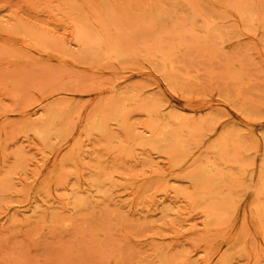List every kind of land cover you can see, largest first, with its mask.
<instances>
[{"label":"rangeland","instance_id":"1","mask_svg":"<svg viewBox=\"0 0 264 264\" xmlns=\"http://www.w3.org/2000/svg\"><path fill=\"white\" fill-rule=\"evenodd\" d=\"M263 205L264 0H0V264H264Z\"/></svg>","mask_w":264,"mask_h":264},{"label":"bare ground","instance_id":"2","mask_svg":"<svg viewBox=\"0 0 264 264\" xmlns=\"http://www.w3.org/2000/svg\"><path fill=\"white\" fill-rule=\"evenodd\" d=\"M213 1H219V0H213ZM63 2H64V0H63ZM226 4H228V3H226ZM164 8H165V7H164ZM122 9H123V8H122ZM155 9H156V8H155ZM230 9L232 10V8H230ZM93 10H94V9H93ZM167 10H169V9H167ZM154 12H155V11H154ZM166 12H167V11H166ZM112 13H113V11H112ZM241 13H242V12H241ZM83 14H84V13H83ZM114 14H115V13H114ZM140 15H141V14H140ZM169 15H170V14H169ZM147 16H148V15H147ZM163 16H164V15H163ZM243 16H244V15H243ZM243 16H242V17H243ZM114 17H115V15H114ZM142 17H143V16H142ZM74 18H75V17H74ZM161 18H162V17H161ZM114 19L117 20V19H118L117 16H116V18H114ZM215 19H216V18H215ZM244 19H245V18H244ZM244 19H243V20H244ZM130 20H131V19H130ZM164 20H165V19H164ZM151 21H152V19H151ZM169 21H170V20H169ZM245 21H246V20H245ZM121 22H122V20H121ZM115 23H116V21H115ZM123 23H124V22H123ZM128 23H130V22H128ZM132 23H133V22H132ZM143 23L145 24V22H143ZM173 23H174V22H173ZM92 24H93V23H92ZM122 25H123V24H122ZM150 25H151V24H150ZM10 26H11V25H10ZM95 26H96V25H95ZM124 26H125V25H124ZM143 26L146 27V24L143 25ZM147 27H148V26H147ZM3 28H4V27H3ZM3 28H2V29H3ZM6 28H7V27H6ZM9 28H11V27H9ZM141 28H142V27H141ZM214 28H215V27H214ZM81 29H82V28H81ZM122 29H123V28H122ZM138 29H139V28H138ZM144 29H145V28H144ZM10 30H12V29H10ZM134 30H135V28H134ZM182 30H183V29H182ZM214 30H216V29H214ZM2 31H3V30H2ZM17 31H19V29H18ZM84 31H85V30H84ZM123 31H124V30H123ZM143 31H144V30H143ZM146 31H147V30H146ZM149 31H150V30H149ZM5 32H6V31H5ZM5 32H4V34H6ZM11 32H12V31H11ZM136 32H137V31H136ZM153 32H154V31H153ZM191 32H192V34H193V31H191ZM12 33H13V32H12ZM14 33H15V32H14ZM81 33H82V32H81ZM93 33H95V32H93ZM124 33H126V32H124ZM167 33L169 34V32H167ZM171 33H172V32H171ZM183 33H184V32H183ZM215 33L217 34V32H215ZM137 34H138V33H137ZM149 34H150V33H149ZM189 34H190V33H189ZM189 34H188V35H189ZM27 35H28V34H27ZM92 35H93V34H92ZM186 35H187V34H186ZM88 36H89V35H88ZM134 36L136 37V35H134ZM134 36H133V37H134ZM141 36H142V35H141ZM156 36H158V35H156ZM159 36H160V35H159ZM159 36H158V37H159ZM163 36H164V35H163ZM172 36H173V35H172ZM158 37H157V38H158ZM30 38H31V36H30ZM88 38H89V37H88ZM108 38H109V37H108ZM122 38H123V37H122ZM139 38H140V37H139ZM37 39H38V38H37ZM37 39H36V40H37ZM90 39H91V41L94 40V39H93V36H92V38H90ZM119 39H120V38H119ZM135 39H136V38H135ZM140 39H141V38H140ZM153 39H155V40L157 41V39L155 38V36H154ZM159 39H161V37L158 38V40H159ZM162 39H163V38H162ZM162 39H161V40H162ZM219 39H220V36H219ZM38 40H39V39H38ZM44 40H46V39H44ZM49 40H50V39H49ZM137 40H139V39H137ZM207 40H208V39H207ZM220 40H222V39H220ZM50 41H51V40H50ZM108 41H109V40H108ZM123 41H124V39H123ZM92 42L95 43L94 41H92ZM92 42H91V43H92ZM153 42H154V41H153ZM157 42H158V41H157ZM159 42H160V43H159V47H158V48L160 49V47H161L162 44H161V41H160V40H159ZM163 42H165V41H163ZM203 42H204V41H203ZM124 43L126 44V40L124 41ZM137 43H138V42H137ZM142 43H143V41H142ZM179 43H181V42H179ZM185 43H187V42H185ZM204 43H205V42H204ZM148 44H149V43H148ZM92 45H93V44H92ZM127 45H128V44H126L125 47H127ZM144 45H145V43H144ZM163 45H164V44H163ZM166 45H167V44H165V46H166ZM32 46H33V45H32ZM45 46H46V45H45ZM128 46H129V45H128ZM152 46H153V44H152ZM152 46H151V47H152ZM171 46H172V45H171ZM171 46H170V47H171ZM53 47H54V46H53ZM129 47H130V46H129ZM147 47H148V46H147ZM153 47H154V46H153ZM184 47H185V44H184ZM64 48H65V47H64ZM130 48H131V47H130ZM141 48H142V47H141ZM149 48H150V46H149ZM165 48H166V47H165ZM172 48H173V46H172ZM44 49H45V47H44ZM138 49H139V48H138ZM53 50H54V48H53ZM160 50H161V49H160ZM171 50H174V52H175V49H171ZM82 51H83V50H82ZM141 51H142V50H141ZM44 52H45V51H44ZM106 52H107V51H106ZM130 52H133V51H130ZM144 52H145V51H144ZM42 53H43V52H42ZM83 53H84V52H83ZM145 53H146V52H145ZM161 53H163V52L161 51ZM43 54H44V53H43ZM173 54H174V53H173ZM175 54L177 55V51H176ZM175 54H174V55H175ZM60 55H61V54H60ZM63 55H64V54H63ZM103 55H104V54H103ZM136 55H137V54H136ZM176 55H175V56H176ZM151 56H152V55H151ZM62 58H63V57H62ZM62 58H61V59H62ZM76 58H77V57H76ZM61 59H60V60H61ZM71 59H72V58H71ZM60 60H59V61H60ZM105 60H106V58H105ZM79 61H80V60H79ZM73 62H75V61H73ZM107 62H108V61H107ZM107 62L104 61L103 63H107ZM165 62H166V61H165ZM76 63H77V62H76ZM80 63H81V62H80ZM77 65H78V64H77ZM81 66L83 67L84 65H81ZM99 66H100V65H99ZM160 69H161V67H160ZM163 70H164V69H163ZM165 72H166V71H165ZM178 72H179V70H178ZM79 73H80V72H79ZM235 80H236V78H235ZM172 82H173V81H172ZM236 82H237V81H236ZM12 83H13V81H12ZM173 83H174V82H173ZM247 83H248V82H247ZM15 84H16V83H15ZM73 85H74V84H73ZM237 88H238V87H237ZM235 93H236V92H235ZM109 97H110V96H109ZM110 98H111V97H110ZM237 98H238V97H237ZM112 101H113V100H112ZM47 102H48V101H47ZM99 103H100V102H99ZM117 103H118V102H117ZM111 104H113V102H111ZM100 105H101V104H100ZM117 105H118V104H117ZM97 106H98V103H97ZM101 106H102V105H101ZM99 107H100V106H99ZM99 107H98V108H99ZM114 107H115V106H114ZM117 107H118V106H117ZM101 108H102V107H101ZM105 108L109 109L108 106H106ZM242 108H243V107H242ZM115 109H116V108H115ZM118 109H119V108H118ZM118 109L116 110L117 112H118ZM62 111H63V110H62ZM99 111H103V109H99ZM88 112H89V111H88ZM118 113H119V112H118ZM118 113H117V114H118ZM90 114H91V113H90ZM120 115H121V114H120ZM87 116H88V115H87ZM91 116H92V115H91ZM63 117H64V116H63ZM82 118H83V117H82ZM85 118H86V117H85ZM87 118H88V117H87ZM102 118H103V117H102ZM118 118H119V117H118ZM61 119H62V118H61ZM84 120H85V119H84ZM86 121H87V119H86ZM71 122L73 123V121H71ZM63 123H64V122H63ZM63 123H62V124H63ZM89 124H90V123H89ZM90 125H91V124H90ZM90 125H89V126H90ZM55 126H56V125H55ZM62 126H64V124H63ZM87 126H88V125H87ZM92 127H93V126H92ZM48 131H51V130H48ZM69 132H70V131H69ZM167 132H168V131H167ZM42 133H43V131H42ZM51 133H52V131H51ZM104 133H105V132H104ZM222 133H223V132H222ZM35 135H36V134H35ZM51 136H52V135H50V137H51ZM74 136H75V135H74ZM103 136H106V135L103 134ZM43 137H44V136H42V138H43ZM107 137H108V136H107ZM44 138H45V137H44ZM104 138H105V137H104ZM110 138H111V137H110ZM150 138H151V136H150ZM151 139H152V138H151ZM105 140H106V139H105ZM44 141H45V139H44ZM111 141H112V139H111ZM146 141H147L148 143L150 142V141H148V140H146ZM223 141H224V139L222 140V142H223ZM49 142H50V141H49ZM166 142H167V141H166ZM168 142H169V141H168ZM50 143H51V142H50ZM110 143H111V142H110ZM77 144H78V143H77ZM102 144H103V143H102ZM152 144H153V143H152ZM52 145H53V144H52ZM52 145H51V146H52ZM112 145H113V144H112ZM157 145H158V144H157ZM66 146H67V145H66ZM66 146H65V148H66ZM52 147H53V146H52ZM163 147H164V146H163ZM113 148H114V145H113ZM115 148H116V147H115ZM57 149H58V148H57ZM51 150H52V149H51ZM114 150H115V149H114ZM114 150H113V151H114ZM56 151H57V150H56ZM116 154H117V153H116ZM57 155H58V153H57ZM116 156H117V155H116ZM117 157H118V156H117ZM118 158H119V157H118ZM232 158H233V156H232ZM128 160H129V159H128ZM54 162H55V161H54ZM52 164H53V163H52ZM52 164H51V165H52ZM98 164H99V162H98ZM98 164H97V165H98ZM123 164H125L124 161H123ZM99 165H100V164H99ZM105 165H106V164H105ZM123 166H125V165H123ZM112 168H114V167H112ZM111 170H112V169H111ZM111 170H110V171H111ZM125 170H126V169H125ZM125 170H124V171H125ZM207 171L209 172V174L211 173V175H214V174H215V173H214L215 171H214V166H213V164H209V165L207 166ZM240 174H241V173H240ZM240 174H239V175H240ZM41 175H42V173H41ZM103 175H104V174H103ZM122 176H123V175H122ZM37 178H38V177H37ZM93 179H94V177H93ZM72 180H73V179H72ZM73 181H74V180H73ZM71 183H72V182H71ZM74 184H75V183H74ZM103 185H104V184H103ZM231 187H232V185H231ZM144 191H145V189H144ZM87 194H88V193H87ZM92 194H93V193H92ZM68 195H69V194H68ZM90 195H91V194H90ZM106 195H107V194H106ZM92 196H93V195H92ZM98 199H99V198H98ZM98 201H99V200H98ZM237 201H238V200H237ZM99 202H100V201H99ZM100 203H101V202H100ZM107 203H108V202H107ZM101 204H102V203H101ZM263 206H264V205H263ZM106 207H107V205H106ZM212 210H213V211H216L217 214H221V213H222V211H221L220 209L212 208ZM111 211L113 212V210H111ZM106 212H107V211H106ZM261 213H262L263 216H262V218H258V220H257V224H258V234L263 235V234H264V207H263V209L261 210ZM100 214H101V213H100ZM36 215H37V214H35V216H36ZM101 216H102V215H101ZM105 216H106V215H105ZM116 216H117V215H116ZM38 217H39V219H40V216H38ZM120 217H121V216H120ZM143 217H144V216H143ZM209 217H210V216H209ZM102 219H103V218H102ZM207 219H208V218H207ZM37 220H38V219H37ZM37 220H36V221H37ZM41 221H42V220H41ZM39 222H40V221H39ZM41 225H42V224H41ZM209 225H211V223H209ZM212 225H213V223H212ZM42 226H43V225H42ZM48 226H49V225H48ZM106 227H107V226H106ZM36 228H37V227H36ZM102 228H104V227H102ZM107 228H108V227H107ZM39 229H40V228H39ZM76 229H77V228H76ZM36 230H37V229H36ZM84 231H85V230H84ZM103 231H104V230H102L101 232H103ZM247 231H248V230H247ZM247 231H246V232H247ZM40 232H41V231H40ZM246 232H245V236H246ZM247 233H248V232H247ZM41 234H42V233H41ZM107 234H108V233H107ZM248 234H249V233H248ZM85 236H86V235H85ZM87 236H88V235H87ZM87 236H86V237H87ZM44 237L46 238V236H44ZM251 237H252V236H251ZM47 239H48V236H47ZM54 239H55V238H54ZM93 239H94V238H93ZM263 239H264V238H263ZM200 243H201V242H200ZM252 248H253V247H252ZM228 251H229V250H227L226 252H228ZM231 251H232V250H231ZM229 252H230V251H229ZM233 252H234V251H233ZM237 253H238V252H237ZM262 253H263V252H262ZM234 254H236V253H234ZM258 254H259V253H258ZM236 256H237V255H236ZM262 256H263V254H262ZM107 257H108V255H107ZM107 257H106V258H107ZM172 257H173V256H172ZM237 257L239 258V256H237ZM119 258H121V257H119ZM173 259H174V258H173ZM182 259H183V258H182ZM106 261H108V259H106ZM207 261H208V260H207ZM170 264H183V262H182V261L179 262V261H175V260H173V262L170 263Z\"/></svg>","mask_w":264,"mask_h":264}]
</instances>
